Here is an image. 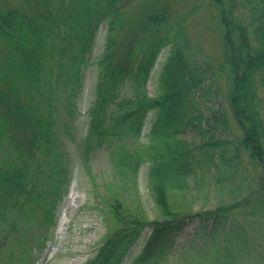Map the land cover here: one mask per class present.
Returning <instances> with one entry per match:
<instances>
[{
	"label": "trees",
	"instance_id": "obj_1",
	"mask_svg": "<svg viewBox=\"0 0 264 264\" xmlns=\"http://www.w3.org/2000/svg\"><path fill=\"white\" fill-rule=\"evenodd\" d=\"M210 1L214 17L218 14L223 57L217 64L193 54L183 30L172 28L177 25L173 24L176 20L161 8L160 2H157L160 7L147 12L141 19L137 31L124 46L119 36L131 22L127 7L130 4L126 0H44L47 15L29 14L17 8L0 11V36L9 44L5 59L16 69L15 75L32 89L31 98L22 101L17 89L12 92L10 83H2L0 88V188L3 189L0 192V227L10 218L9 229H4L0 237L5 238L12 231L16 236L23 235L16 243H20L23 252L30 246L28 232L38 231L42 226L32 221L30 209V204L36 200L41 204L44 201L41 192L36 190L40 175L44 182L48 181L47 192L53 194L50 202L56 203L62 197L60 189L69 180L65 153L56 152L44 159L37 152L41 147L39 141L47 142L42 151L49 150L47 145L63 147L53 128L57 105L61 104L59 113L65 122L74 118L81 71L87 64L101 23H106L107 36L98 61L96 97L88 110L89 135L82 143L84 155H88L95 144L117 139L118 148L113 153L117 167L126 169L127 180L131 177L133 181L142 151L124 150L125 139L139 138L147 113L153 111L151 136L156 144L145 148L151 162L148 182L160 212L171 218L151 222L150 233L132 264H159L169 239L188 215L208 221L211 230H215L225 225L231 215L234 218L240 213L244 217L253 216L259 211L263 202L249 205L246 198L193 215L171 203V198H176L174 192L181 191L184 186L185 160L190 153L179 136L188 130L200 135L208 131L202 129L204 123L209 125V119L202 117L197 100L212 89L215 95L220 93L216 82L220 73L227 77L229 111L241 131L237 147L249 154L253 163L260 165L262 174L257 186L262 193L260 198L264 197V118L261 112L264 103V0ZM240 5L239 17L234 11L239 12ZM243 5L247 11L242 9ZM167 45L170 52L157 79L156 95L150 97L146 86L149 74L159 50ZM8 73L5 67L4 76ZM124 88L128 93L123 92ZM213 118L217 120L215 112ZM222 122L227 125L226 121ZM29 134L31 138L27 141ZM212 136L207 137L202 149L216 150L222 156L224 148L231 144L214 140ZM197 150L201 149L197 147ZM43 166H47L49 172ZM128 183L130 181H122L121 184ZM45 213L42 207L34 219L39 220ZM116 213L114 211V219L120 222ZM19 220L23 221L21 225H18ZM128 221L131 227L107 234L102 246L85 264H118L142 228V221ZM51 223L53 214L46 228ZM231 226L235 228L234 220ZM39 235L44 238L40 231ZM247 235V227L237 232L230 229L222 245L212 253L209 249L196 253V264H234L232 244L226 243H231V238L238 246ZM9 240L13 242L12 237ZM2 244L1 241L0 246ZM3 254H7L5 263L18 257L13 249L0 250V261Z\"/></svg>",
	"mask_w": 264,
	"mask_h": 264
},
{
	"label": "rangeland",
	"instance_id": "obj_2",
	"mask_svg": "<svg viewBox=\"0 0 264 264\" xmlns=\"http://www.w3.org/2000/svg\"><path fill=\"white\" fill-rule=\"evenodd\" d=\"M43 1L0 0V11L17 8L29 14L47 15V7L44 6ZM126 2L130 4L127 7L131 14V22L119 36L123 46L137 31L146 13L160 7L157 6V2H160L161 8L164 7L166 13L176 20L173 24L177 23V25L172 28L178 27L180 32L181 29L183 30L196 57L215 64L222 62L218 14L214 17V6L210 0H126ZM242 9L247 11L245 5ZM234 13L241 16V5L239 12L235 10ZM106 36L107 26L103 23L96 32L87 64L82 68V80L75 97L74 118L65 122L66 120L59 113L61 104L57 105L53 128L57 131L63 147L61 148L58 144H53V147L47 145L49 150L46 152L42 150L47 142L39 141L41 147L37 152L44 159L56 152L65 153L69 181L60 189L61 201L50 202L53 194L47 192L48 181L44 182L40 175L36 190L41 192L44 201L41 204L36 200L32 205L30 204V209L32 221L42 226L38 231L28 232L31 242L24 252L20 249V243L16 245L17 240L23 235L16 236L10 231L9 236L0 237V242H3L0 250L13 249L15 255L20 258L15 257L13 261L5 263L7 254H3L0 264H85L86 260L91 259L102 246L107 234L110 235L119 228L131 227L128 219H136L142 221V228L136 241L127 249L119 263L132 264L150 233L151 222L171 219L160 212L148 182L151 162L145 148L156 144V140L151 136L153 111L147 113L139 138L125 139L124 150L142 151L133 181L131 177L127 180L129 175L126 169L119 170L117 167L116 156L113 154L118 148L117 139L104 140L100 144H95L87 158L84 156L82 143L89 135L88 110L96 97L95 88L99 79L98 61L105 47ZM121 48L120 45L119 49ZM8 50L9 44L0 36V88L3 84L10 83L12 92L17 89V95L22 101H26L31 98L32 89L26 81L20 80L15 75L16 69L8 65L5 59ZM168 55L169 45L162 47L157 55L146 85L150 97L156 95L157 79ZM5 67L10 73L4 76ZM216 82L220 89L219 94L215 95L212 89L207 96L197 100L202 117L209 119V125L204 123L202 126L203 130H208L206 134L200 135L188 130L179 136V140L185 142L190 150L185 160L186 179H184L182 190L174 192L176 198H169L173 206L181 207L182 211L190 212L192 215L205 210H214L221 205L241 202V198H246L249 205L261 201L263 205L253 216L244 217L240 213L235 218L232 215L227 217V223L215 230H211L208 221H202L197 216L184 217L183 225L169 239L159 264H196V253L199 250L209 249L212 253L213 249L222 245V240L225 235L230 234V229L237 232L246 227L248 235L238 246L233 244L234 241L231 238H229L231 243H226V245L232 244L234 264H264V197L260 198L259 195L262 193L257 186L262 169L260 165L249 159V154L241 147H237L238 140L241 139V131L229 111L227 97L229 87L226 75L221 73L217 75ZM123 92L128 93V89L124 88ZM57 101L58 99L55 102ZM41 111L44 112V109ZM214 112L217 120H220L219 123H216L217 120L213 118ZM261 112L264 118V103L261 106ZM222 121H226L227 125H224ZM209 135H213L214 140L230 142L231 145L224 148L222 156L216 150L202 149ZM27 137L29 141L31 134ZM33 140L34 138L31 142ZM93 140L96 142V138ZM22 146L24 147V143ZM197 147L201 149L200 152ZM43 168L49 172L47 166ZM122 181H130V183L121 184ZM1 190L3 189L0 188V192ZM42 207L46 209L44 217L35 220L38 210ZM114 211L117 212L116 215H119L120 222L114 219ZM52 214L54 223L46 228ZM15 215L17 212L13 216ZM126 215L128 218H125ZM232 220H234L235 228L231 226ZM19 222L18 225H21L23 221L19 220ZM9 226L10 218L8 223L1 225V236L3 230L9 229ZM39 231L45 237L41 244L38 243L41 238ZM11 237L12 243L9 240Z\"/></svg>",
	"mask_w": 264,
	"mask_h": 264
}]
</instances>
